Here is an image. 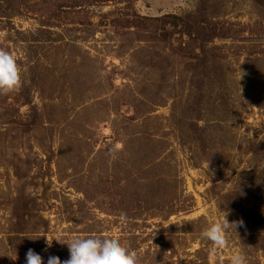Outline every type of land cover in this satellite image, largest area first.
<instances>
[{
  "label": "rangeland",
  "instance_id": "374dc122",
  "mask_svg": "<svg viewBox=\"0 0 264 264\" xmlns=\"http://www.w3.org/2000/svg\"><path fill=\"white\" fill-rule=\"evenodd\" d=\"M0 6V264L96 234L139 264H264V0Z\"/></svg>",
  "mask_w": 264,
  "mask_h": 264
},
{
  "label": "clouds",
  "instance_id": "9594fccd",
  "mask_svg": "<svg viewBox=\"0 0 264 264\" xmlns=\"http://www.w3.org/2000/svg\"><path fill=\"white\" fill-rule=\"evenodd\" d=\"M19 83L20 70L15 58L8 51L0 50V92H10ZM232 226L236 229L237 222L229 223L226 217L213 219L208 224L201 235L213 245L210 251L214 252L217 246L224 245L225 232ZM53 240L67 245L69 256L66 260L49 256L45 262L41 255L29 249L25 254L24 264H139L136 252L126 248L118 238L111 235L73 237L67 242ZM53 240L45 238L47 246L50 247ZM228 264H245V258L241 253L234 252Z\"/></svg>",
  "mask_w": 264,
  "mask_h": 264
},
{
  "label": "trees",
  "instance_id": "16d2710c",
  "mask_svg": "<svg viewBox=\"0 0 264 264\" xmlns=\"http://www.w3.org/2000/svg\"><path fill=\"white\" fill-rule=\"evenodd\" d=\"M0 8H1V6H0ZM202 45H203V43H202ZM201 45V46H202ZM206 46H207V43L206 44H204V46L202 47V51H203V55H205L206 56ZM213 61L215 62V59H213ZM214 67V66H213ZM28 103H29V101H28ZM29 211V207H28V204H26V206L24 207V212H28ZM246 227H247V225H245ZM248 228V227H247ZM15 239H18V238H15ZM263 239H264V237H263ZM16 241V240H15ZM262 242H264V241H262ZM35 253H37V251L34 249L33 250ZM18 253H20L22 256H23V259H24V261H25V252H23V251H17ZM24 264V263H23Z\"/></svg>",
  "mask_w": 264,
  "mask_h": 264
}]
</instances>
